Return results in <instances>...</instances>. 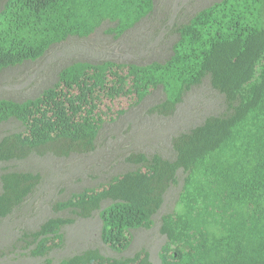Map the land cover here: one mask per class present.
<instances>
[{
	"label": "trees",
	"instance_id": "trees-1",
	"mask_svg": "<svg viewBox=\"0 0 264 264\" xmlns=\"http://www.w3.org/2000/svg\"><path fill=\"white\" fill-rule=\"evenodd\" d=\"M154 0H4L0 6V73L42 58L71 36L89 37L106 21L115 37L149 17ZM172 53L147 63L75 60L54 85L23 101L0 99V120H19L25 130L0 139V162L32 154L89 153L105 122L147 95L164 98L151 107L172 115L205 80L224 95V108L172 139L173 158L131 152L136 168L85 188L57 209L102 220V240L126 250L138 228H149L170 187L183 171L175 208L162 217V264H264V0H216L174 29ZM0 219L23 207L41 174L4 168ZM71 217L55 216L23 238L34 253L63 241ZM57 264H152L142 248L110 256L87 248Z\"/></svg>",
	"mask_w": 264,
	"mask_h": 264
},
{
	"label": "rangeland",
	"instance_id": "rangeland-1",
	"mask_svg": "<svg viewBox=\"0 0 264 264\" xmlns=\"http://www.w3.org/2000/svg\"><path fill=\"white\" fill-rule=\"evenodd\" d=\"M214 1L154 0L153 13L118 38L107 32L113 26L109 21L89 37L71 36L52 45L38 60L5 68L0 73V99L23 101L38 96L55 84L63 67L75 60L163 61L172 53L177 38L175 26ZM3 2L0 0V6ZM163 98L162 90L157 89L120 118L105 122L96 148L89 153L69 156L32 154L23 160L0 162V173L9 168L41 174L36 193L12 215L0 219V264H57L62 258L87 248H98L103 254L117 257L130 256L145 248L152 264H162L160 251L166 241L161 231L162 217L176 206L182 186V170L178 173V182L170 187L163 206L155 214L153 226L134 230L132 243L124 251H116L102 240L99 211L82 218L68 209H57L56 203L85 188L96 187L118 173L136 168L126 161L131 152L148 155L159 152L173 158L174 136L224 108V95L208 80L189 91L172 115H160L150 110ZM22 130H25L23 124L15 118L0 120V139L9 132ZM55 216L73 218V222L63 226V241H55L45 254L34 253L36 244L28 243L29 239L23 238L24 232L37 230L44 221Z\"/></svg>",
	"mask_w": 264,
	"mask_h": 264
}]
</instances>
